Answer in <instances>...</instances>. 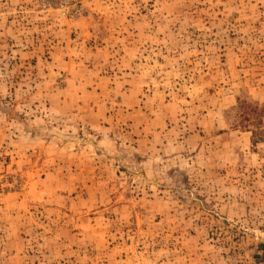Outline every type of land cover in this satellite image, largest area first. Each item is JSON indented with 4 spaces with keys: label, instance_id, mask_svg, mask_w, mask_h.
Masks as SVG:
<instances>
[{
    "label": "rangeland",
    "instance_id": "1",
    "mask_svg": "<svg viewBox=\"0 0 264 264\" xmlns=\"http://www.w3.org/2000/svg\"><path fill=\"white\" fill-rule=\"evenodd\" d=\"M0 264H264V0H0Z\"/></svg>",
    "mask_w": 264,
    "mask_h": 264
}]
</instances>
